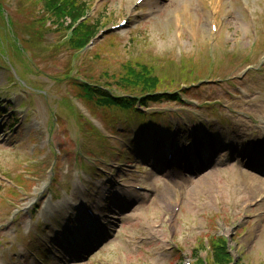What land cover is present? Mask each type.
I'll return each mask as SVG.
<instances>
[{
  "label": "rangeland",
  "instance_id": "1",
  "mask_svg": "<svg viewBox=\"0 0 264 264\" xmlns=\"http://www.w3.org/2000/svg\"><path fill=\"white\" fill-rule=\"evenodd\" d=\"M95 1L88 0L89 6H92L89 19L93 21L99 19L109 24L106 30L112 25H118L136 0H97L96 5ZM242 1L239 3L237 0H150L142 6L130 28L112 33L116 40L106 38V35L109 36L108 34L111 33L109 32L91 47L94 48L93 51L86 49L79 53L71 50L69 38L72 34L64 30L65 27L56 26L51 23L52 21L48 23L39 21L43 15H48L44 9L48 6V0H0V86L4 87V90L0 89L1 108H6L7 103L11 105L8 108L14 110H17L16 106H21L20 109L25 108L35 117L18 131H15L13 124L6 123L5 126L0 124V137L3 138L0 140V175L5 177L13 188L20 189L23 184L30 187L26 181V172L29 170L30 173L36 168L37 177L41 174V170L55 168L59 156L58 146L61 147L70 141L76 142L65 145L66 148L75 147L73 161H81L85 156H95L90 151V147L99 148V144L105 147L104 154L109 153L107 156H110L107 160L110 165L103 159L91 163L92 167L100 165L105 170H98L99 174L96 176L88 169L81 172L75 164H72L68 174L72 180H75L79 170L85 185L87 187L92 185L91 190L94 194L90 195L91 198L94 200L100 197L108 200L105 220L96 225L107 229L104 234L95 242L90 240L84 234L82 223L84 211H81L77 217L78 224L75 225L76 239L70 234L66 235L67 231L54 230L51 224H47V227L52 230L42 232L38 239L36 228L41 229V226L44 228L46 226L44 223L51 221L50 208L41 207L33 213V206L29 207L35 199H39V195H42L43 199V194H46L45 191L41 193L44 186L42 183L35 191L34 194L37 195L33 197L34 199L22 204L10 219L5 216L7 205L0 204V264H39L34 261L37 260L36 250L46 235L54 241V244L51 242L52 245L56 244V247H60L59 244L63 242L66 245V253L61 257H54L52 261L51 257L49 260L51 264L105 262V264H175L178 255H182L186 263H194V251L198 247V241L202 237L220 234L229 238L236 264H264V202L259 209L256 208L257 206L244 209L246 202L254 201L259 195H264V182H255V178L263 181L264 178H259L262 175L254 170L240 166L242 160L234 157L241 150L240 144L243 139L250 136V132L254 134L259 132L250 121L257 109L251 103L259 94L254 90L257 84L264 89V79H258L256 83L254 77H247L243 87L248 93L235 100L229 99L224 94V92H234L229 80H218L221 83H217L219 88L205 87L203 93L208 96L220 92L219 95L224 98L225 114L221 115L225 118L223 124L216 123L215 116L220 115L216 111L212 112L207 108L188 109V112L193 111V115L201 118L202 122L210 117L209 122L215 123L211 124L212 128L223 133V136L217 137L221 148L216 158L206 154L208 159H215L214 163L206 167L205 172L194 177L177 175L174 171H167L164 174L161 170H157L159 173L153 170L135 173L133 167L128 169L124 167L131 165V162L117 165L121 144L111 143L112 147L118 150L111 156L110 147H107V144L103 145L104 141L95 137L101 134L93 119L95 117L101 119L102 122L95 119L100 129L103 128L104 122L108 124L102 119L101 112L104 109L99 107L97 111L89 102L83 101L93 118L87 117L91 120L89 123L85 115L76 109L77 106L87 113L84 105L76 101L80 97L73 93L75 89L68 81L58 80L62 73L68 71L71 62V65L78 68V74L93 75L99 81L106 79L109 81L110 75L119 76L118 73H123L124 61H138L145 67L148 64L154 73L165 81H167L166 77L170 78L169 74L173 77L180 72H183L184 77L191 71L202 77L209 73L213 75L215 70L218 75L219 72H223L222 67L211 68L212 62L208 58L209 50L212 48L210 45L213 42L215 47L219 43L222 46L223 42L229 53L230 49L233 51L235 48L239 58L245 60L248 49L255 40L259 39L251 34L253 25L259 24L264 34V0ZM243 4L248 6L249 11L244 9ZM213 19L215 21L213 25L219 28L218 34L210 29ZM138 25L142 27L140 31L135 29ZM125 32L129 33L128 36L123 34ZM129 36H132V42L128 41ZM104 40L107 42L105 46ZM57 44L58 47L51 48ZM104 47L107 49L105 51L107 54L102 55L101 59L93 60L87 57L91 51L96 50L101 53ZM74 54L78 55L76 60H73ZM260 61L264 62V51L260 55ZM227 63L232 65L231 62L227 61ZM237 63L239 64L236 61L234 65ZM239 67L243 68L244 65ZM236 69L240 76L243 72L238 67ZM44 72L48 74L46 77ZM203 93L200 97L205 96ZM241 104L245 105L246 115L234 112L236 109H243ZM174 107L173 112L181 113L178 110L179 105ZM20 112L23 114V111ZM16 113L19 111L17 110ZM118 113L117 110L111 111L109 118L116 121L119 119ZM124 118L125 121L133 119L128 115ZM137 118L143 119L139 123L141 128L145 129L149 118L139 115ZM28 119L31 117H27L26 120ZM125 121L117 120L108 125L115 129V139L122 144L125 142L124 139L128 141L130 133L133 132ZM154 121H158V118L154 117ZM42 125L43 127L45 125V129L40 137L46 134L53 139L52 146H49L50 155L48 145L51 140L37 139L36 136L28 133L31 129L40 131ZM67 131H70V134ZM228 133L230 143L225 145L223 141ZM36 139L37 141L30 143ZM34 146L39 148L34 154L24 157L27 155L24 153L33 152ZM42 148L44 150L40 152ZM260 149L261 147H252L251 153L257 155ZM66 152H68L66 149H62V153L66 155ZM44 155L47 156L43 158ZM228 156L231 158L226 164ZM249 158H251L250 154L244 156V160ZM238 159L240 161L236 164ZM110 166H119L118 174L106 179L108 175L106 172ZM258 167L261 173L262 167ZM119 174L127 178L121 180ZM141 180L152 187L151 194L129 188L130 182ZM51 190L53 191V188ZM70 190L67 186L65 192L69 193ZM55 197L60 198L58 193ZM134 197L138 200L132 201ZM180 198L182 205L173 223L174 226L167 225L170 215L167 222L161 224L158 221L159 214L169 211L170 206L176 204L175 202ZM41 202L38 203L40 206ZM61 208L56 214L66 224L70 212L64 206ZM254 208L256 209L252 210ZM15 215L16 219L13 220L12 217ZM75 218L72 221H75ZM172 238H175L178 247L183 249L182 252L178 251L179 248L176 249L177 252L171 248ZM143 239L144 241L141 242ZM91 246V250L88 251ZM202 255L205 256L206 253Z\"/></svg>",
  "mask_w": 264,
  "mask_h": 264
},
{
  "label": "trees",
  "instance_id": "2",
  "mask_svg": "<svg viewBox=\"0 0 264 264\" xmlns=\"http://www.w3.org/2000/svg\"><path fill=\"white\" fill-rule=\"evenodd\" d=\"M48 9L52 10L57 17L66 20L70 18L72 21L79 19L85 12L87 7L86 0H48ZM97 27H100V20L90 25H83L77 34V38L74 41L76 45H80L86 42L92 35L96 33ZM127 81L126 83L133 90L140 89L142 91H148L157 88L159 85L160 78L148 68L145 67L143 63H136L135 65H126ZM81 87V91L86 97L93 99V96H97L104 99L105 103L111 104H121L123 105V100H114L108 93L97 86H89L84 83L77 84ZM105 97V98H104ZM161 97H157L154 100H159ZM129 100V99H126ZM125 100V101H126ZM133 104L135 103L132 101ZM132 105V103H130ZM216 242L212 241V251L210 252L211 263L210 264H228L231 256L228 255L224 242L220 238H216ZM201 264V261H199ZM177 264H183L180 260Z\"/></svg>",
  "mask_w": 264,
  "mask_h": 264
},
{
  "label": "bare ground",
  "instance_id": "3",
  "mask_svg": "<svg viewBox=\"0 0 264 264\" xmlns=\"http://www.w3.org/2000/svg\"><path fill=\"white\" fill-rule=\"evenodd\" d=\"M210 29H211V26H210ZM255 182H259V183H261V182H264L263 180H260V179H257V178H255ZM253 188H255L254 186H252Z\"/></svg>",
  "mask_w": 264,
  "mask_h": 264
}]
</instances>
